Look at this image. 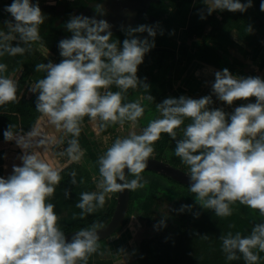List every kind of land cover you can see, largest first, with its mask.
Returning a JSON list of instances; mask_svg holds the SVG:
<instances>
[{
	"label": "clouds",
	"instance_id": "9594fccd",
	"mask_svg": "<svg viewBox=\"0 0 264 264\" xmlns=\"http://www.w3.org/2000/svg\"><path fill=\"white\" fill-rule=\"evenodd\" d=\"M202 2L208 15L225 10L244 13L253 6L252 0ZM5 10L15 23L6 22L8 32L0 31V57L30 52L31 45L41 40L39 26L46 19L39 4L13 0ZM95 10L104 14L100 5ZM260 11L264 12V0ZM200 17L206 18L203 13ZM65 27L72 36L59 41L63 59L60 63L36 64L35 71L46 75L29 88L37 94L36 111L56 129L73 137L60 155L70 162L81 161L84 151L78 137L85 117L99 120L102 127L118 124L123 128L127 122L131 129L99 156V178L93 177L97 191L82 192L76 203L81 218L104 208L112 193L145 187L142 173L162 134L176 141L174 154L187 166L189 190L201 208L213 211L217 217H228L231 206L239 202L264 217V79L237 77L224 68L214 73L212 92L217 99L232 105L255 97V103L236 107L228 114L222 108L210 109L211 95L199 99L169 97L155 104L159 117L137 131L145 113L142 101L154 100L148 94L150 85L137 76L145 54L155 47L154 27H122L127 37L122 47L112 40L111 25L104 19L73 16ZM145 32L151 40L138 37ZM10 41H17L16 46ZM6 71L7 65L0 63V106L18 102L17 82L2 75ZM112 85L119 90L110 91ZM130 88H143L145 94L134 102L123 103ZM186 119L190 123L181 129ZM13 127L8 125L4 139L14 140L25 151L19 157L22 166L13 165L11 175L0 177V264H88V258L98 252V229L103 225L93 223L75 232L71 242L66 241L55 205L48 202L61 183V169L45 162L35 151H26L31 144L29 138L36 135L34 130L18 136ZM177 129L182 131L181 139H177ZM70 175L75 185V171ZM126 175L134 178L127 180ZM65 196L70 198L68 190ZM192 207L182 205L180 211H191ZM195 216L198 218L199 213ZM159 223L163 225L164 221ZM219 239L227 260L242 257L245 264H257L259 253H264V222L256 223L247 236L229 231Z\"/></svg>",
	"mask_w": 264,
	"mask_h": 264
},
{
	"label": "trees",
	"instance_id": "16d2710c",
	"mask_svg": "<svg viewBox=\"0 0 264 264\" xmlns=\"http://www.w3.org/2000/svg\"><path fill=\"white\" fill-rule=\"evenodd\" d=\"M32 4H39L42 14L45 16V22L39 26L40 41L31 45V53L38 57L44 63L49 61L60 63L63 59L60 56L58 44L60 27L56 26L57 20L63 21L62 27L66 22L87 2L95 0H30ZM178 0H164L160 5H154V12L168 14L175 6ZM13 0H10L7 6H10ZM1 11V18L4 22L15 23L14 18L5 9ZM206 17L201 19L200 14ZM49 16V18H47ZM148 25V24H143ZM55 26V29L53 28ZM219 19L216 17V11L211 15L207 14L206 6L199 0L193 9V14L187 29L188 39L202 40L201 46L190 53L189 60L199 59L207 63H213L219 67L227 68L230 73L240 74V70L245 69L250 72L249 65L246 64L247 51L239 48L236 53L232 48L211 45L210 42L215 40L218 31ZM138 37L140 34H137ZM127 38L125 32L112 35L113 41H119L122 47L123 40ZM172 54L171 50L152 49L148 53L157 54L158 52ZM236 53V54H235ZM238 59V58H242ZM226 59V60H225ZM244 71V70H243ZM10 77L17 82L18 102L9 103L0 106V177L7 178L12 174L13 165L22 166L19 157L24 153L16 142L6 141L4 131L9 124L14 127V135L27 136L30 131H35L36 135L30 137V148L26 151L31 154L35 151L45 162L50 163L53 167L61 169V183L56 186L54 195L48 202L55 205V212L59 217V227L65 235L79 231L83 228L90 227L93 223L99 222L106 226L113 217L117 204L118 192L112 193L110 199H106L104 208L97 209L93 214L85 215L81 218V210L76 207L82 192L97 191L96 183L93 177L99 178L98 158L112 144L117 137H124L129 131L115 133L114 127L110 125L102 127L99 120L93 121L85 117L81 125V133L78 137L79 145L84 151V156L79 163L70 162L67 156H61L68 146V141L73 137L49 123L47 117L43 116L35 109L36 95L29 91L30 86L35 82L33 73L27 69H20L18 72L10 74ZM110 91L119 89L112 85ZM135 89H128L124 94L123 103H125ZM174 98H178L175 94ZM159 115L156 117L158 118ZM155 119V118H154ZM118 126V124H117ZM141 128H143L141 126ZM137 126V130L139 131ZM181 129H177L179 132ZM44 141V143H40ZM175 141L167 134H162L159 141L154 145L155 156L165 158L172 149ZM61 160V161H60ZM172 164L188 172L187 166L180 164L176 160H171ZM75 171L77 183L71 184L72 177L70 173ZM144 172H148L145 171ZM149 173V172H148ZM151 186L154 188L162 179L168 180L173 184L183 187L185 191L183 198L172 205L171 209L166 212L164 220L168 222V228L165 231L160 230L154 237L144 239L140 243L138 255L133 256L124 264H245L243 258L229 261L221 250V240L219 237L227 234L229 231L235 234L240 232L242 236L250 234L252 227L256 223L264 222L261 215L251 214L250 217H243L238 211L232 209V214L228 217H217L213 211L203 209L200 206L192 207L191 211L181 212L182 205H192L195 194L191 193L189 186L182 185L171 178L161 174L153 173ZM129 177L127 180H131ZM83 180V183H81ZM70 192V198L65 196V191ZM178 194V193H177ZM140 197L138 191H130V209H132L137 198ZM155 195H149L141 201V210L143 212L140 220L147 222L148 225L155 224L154 217L157 213L159 202ZM237 204H240L237 202ZM242 205V204H241ZM244 206V205H242ZM232 208V207H231ZM258 212V211H257ZM195 213H199L198 218ZM259 213V212H258ZM131 212L127 214L125 224L120 228L121 231L128 223ZM163 220V219H162ZM161 221V220H160ZM260 259L257 264H264V253H259ZM88 264H117L114 259L96 258L93 254L88 258Z\"/></svg>",
	"mask_w": 264,
	"mask_h": 264
},
{
	"label": "crops",
	"instance_id": "0c3cea01",
	"mask_svg": "<svg viewBox=\"0 0 264 264\" xmlns=\"http://www.w3.org/2000/svg\"><path fill=\"white\" fill-rule=\"evenodd\" d=\"M7 1L0 0V13L6 7ZM198 1L178 0L171 11L160 22L155 37V47L171 50L175 54L174 56L172 53L174 59L163 60V54L154 57L144 56L143 63L138 66L137 76L140 80L150 85L148 94L154 98V104L161 103L164 99L171 97L170 86L173 84L174 90H182L190 98L199 99L203 96L211 95L213 106L222 108L225 113L231 114L236 107L255 103V97L249 100H237L232 105L219 101L212 92V84L215 80L214 73L223 69L215 67L213 63L198 59L189 60L190 53H194L202 44V40L197 38L188 39L187 36L193 9ZM241 2L246 3L247 0H241ZM261 2L262 0H252L253 6L244 13L229 12L227 10L223 12L216 11L219 26L213 43L216 46L232 48L236 53L239 48L247 51L246 64L250 67L249 76L264 79V12L260 11ZM248 26H251V32H248ZM0 31L8 32L7 24L2 20L1 15ZM10 43L16 46L17 41H10ZM27 53L32 55L30 52ZM7 56L5 54L0 57V63H5ZM21 56L18 54L14 57L19 61ZM8 59L11 67L18 63L11 56H8ZM19 70H13L11 73ZM10 74H6V76ZM144 94L143 88H139L134 93L131 102H134ZM188 123L190 121L186 119L184 124L187 125Z\"/></svg>",
	"mask_w": 264,
	"mask_h": 264
},
{
	"label": "rangeland",
	"instance_id": "374dc122",
	"mask_svg": "<svg viewBox=\"0 0 264 264\" xmlns=\"http://www.w3.org/2000/svg\"><path fill=\"white\" fill-rule=\"evenodd\" d=\"M16 62H18L15 66L11 67L9 64L8 56L5 58V64L7 65V71L2 75L10 74L13 70H19L20 68H25L34 72V78L36 81L44 78L46 73L44 72H36L35 65L38 63H44L43 61H39L35 55H30L29 53H25L18 59L14 56H11ZM153 102V101H152ZM154 103V102H153ZM148 121V120H147ZM129 123H125L123 128H126ZM121 128V127H120ZM119 128V129H120ZM122 129V128H121ZM118 132V129H116ZM176 147H173L168 154H165V158L169 160H176L180 164L184 165L180 158L176 157L174 154V150ZM186 166V165H184ZM144 180L147 181L145 187L139 188L136 191L140 193V197L136 199L131 211V215L127 225L123 228V230L116 232L114 235L107 239L99 240V249L98 252L94 255L96 258H110L114 259L117 264H124L128 262L133 256L138 255L140 243L147 238L154 237L160 230L165 231L168 228L167 220H164V216L166 212H168L172 205L178 200V198H183L182 194L185 189L183 187H179L168 180L162 179L154 188H152V178H155L151 173H142ZM132 179L134 177H131ZM178 193V194H177ZM155 195L158 199L159 207L157 213L154 217L155 224L148 225L147 222H142L140 220L143 212L141 210V201L144 198H148L149 195ZM193 207L200 206L196 203L194 199L191 203ZM232 209L238 211L243 217L248 218L251 214L260 215L256 210H252L247 206H242L241 204H233ZM164 221V224L161 225L160 220ZM123 250L120 251V250Z\"/></svg>",
	"mask_w": 264,
	"mask_h": 264
},
{
	"label": "flooded vegetation",
	"instance_id": "af4514ba",
	"mask_svg": "<svg viewBox=\"0 0 264 264\" xmlns=\"http://www.w3.org/2000/svg\"><path fill=\"white\" fill-rule=\"evenodd\" d=\"M10 0H8L7 2H9ZM104 0H95V1H89V2H87V4L84 6V7H82V9H80L79 11H78V13H76V15L75 16H80V15H83V16H87V17H89V18H92V17H95L96 19H104V20H106L110 25H111V28H110V31L112 32V35H116V34H120V33H122V32H124V31H122L121 29H122V27L124 28V29H127L128 27H136V26H138V25H143V24H148V25H150V26H153L154 27V29H155V31H156V33L158 32V29H159V26H160V22L166 17V15L167 14H162L161 12H159V13H157V12H154L155 10L153 9V7H154V5H160L161 3H163L164 2V0H122V1H125L126 3H127V5H131V7H124L123 8V10L122 9H120L119 8V10L117 11V12H115V13H109L107 10H105L104 8H102L103 9V13L104 14H98L97 12H96V6H93V7H91L90 9H86L88 6H89V4H91V3H94V4H99V3H102ZM31 2V1H30ZM46 10V14L48 15V12H49V10L48 9H45ZM0 15H1V13H0ZM47 15H45V16H47ZM47 18H49V16L47 17ZM3 20V19H2ZM63 23V21L61 20V19H59V20H57V22H56V26H58V27H60V35H59V39L60 40H62L61 39V37L62 36H72V33L71 32H68L67 30H66V27H62L61 25H63L62 24ZM53 28L55 29V26H53ZM103 34V33H102ZM149 38L150 40L152 39L151 37H148V34H147V32H145V33H142V34H140L139 35V38L140 39H144V38ZM210 44L211 45H214V43H213V41L212 42H210ZM152 49H166V48H152ZM151 49V50H152ZM166 50H168V49H166ZM239 50V49H238ZM235 51V50H234ZM236 52V51H235ZM238 52V51H237ZM31 53V52H30ZM160 54H163V60H170V59H174V56H175V54H174V56H172V54H170V55H168V53H164V52H162V51H160V52H158L157 54H153V53H147V54H145V56H152V57H154V56H158V55H160ZM236 54V53H235ZM170 56V57H169ZM38 58V57H37ZM39 59V58H38ZM197 59V58H196ZM238 59H242L243 60V57L242 58H238ZM40 60V59H39ZM193 60V59H192ZM191 60V61H192ZM199 60V59H198ZM226 60V59H225ZM246 60V62H247V59H245ZM201 61V60H200ZM245 62V63H246ZM189 63V62H188ZM215 67H217V68H222V69H224V67H219V66H217V65H215ZM25 69V68H24ZM28 70V69H27ZM244 70V71H243ZM29 71H31V70H29ZM33 73V72H32ZM240 74L237 76L236 74H233L234 76H237V77H249V72L247 73L246 71H245V69H243V67H242V70H240V72H239ZM232 74V73H231ZM10 76V75H9ZM33 80L34 81H36L35 80V78H34V73H33ZM139 89V88H138ZM138 89H135L134 90V92L131 94V96H130V98L125 102V103H128V102H131V99H132V97H133V95H134V93H136L137 91H138ZM182 90H180V91H177V90H174L173 89V84H171V86H170V94H171V97L172 98H174L173 97V95L175 94L178 98L180 97V96H187L188 94L186 93L185 94V92L184 91H182ZM189 97V96H188ZM142 104H143V106L145 107V113H144V116L142 117V118H140V120H139V123H138V127L139 128H141V126L142 127H145V126H147V124H148V122L150 121V120H152V119H154V118H156L158 115H159V113H158V111H157V109H156V106H155V104L152 102V101H149V100H144L143 102H142ZM210 107V109H216V107L215 106H213L212 104L209 106ZM148 120V121H147ZM186 125L184 124V125H182L181 126V129L183 128V127H185ZM120 126L118 125H116L115 127H114V131H115V133H119V132H122V131H130L131 129H130V124L126 127V128H120ZM116 129H118V132H116ZM138 131V130H137ZM178 133V136H177V139H181L182 137H181V135H182V131L180 130L179 132H177ZM175 143H176V141H175ZM175 143H174V145H172V149H173V147L175 146ZM150 158H155V159H158V160H161V161H165V162H168V163H170L171 165H173L172 164V162H170L171 160H169V159H166V158H162V159H160V158H157L156 156H155V154L153 155V156H151ZM61 161V160H60ZM174 166V165H173ZM176 167V166H175ZM178 168H180V167H178ZM182 169V168H181ZM182 170H184V169H182ZM145 171H148L149 173H151L152 175H153V173H157V174H161V173H158V172H156V171H151V170H146L145 169ZM185 171V170H184ZM148 172H146V173H148ZM185 172H187V171H185ZM143 173H145V172H143ZM188 173V172H187ZM161 175H163V174H161ZM164 176V175H163ZM129 177H132L131 175H126V179L127 178H129ZM117 199H118V196H117ZM117 205V204H116ZM115 209H116V207H115ZM131 209H130V205H129V211H128V213H130L131 211H130ZM115 212V211H114ZM127 213V214H128ZM114 215V214H113ZM113 218V217H112ZM125 224V223H124ZM124 224H123V226H124ZM122 226V227H123ZM119 230H120V228L117 230V232H119ZM123 230V229H122ZM103 240V239H102Z\"/></svg>",
	"mask_w": 264,
	"mask_h": 264
},
{
	"label": "water",
	"instance_id": "95a60500",
	"mask_svg": "<svg viewBox=\"0 0 264 264\" xmlns=\"http://www.w3.org/2000/svg\"><path fill=\"white\" fill-rule=\"evenodd\" d=\"M96 5H100L111 14L117 12L119 8L123 10L124 7H131V5H127V3L122 0H104L99 4L91 3L86 9L88 10ZM65 38H71V36L61 37V39ZM146 170L156 171L182 185L189 186V178L187 177V172H185L181 168L171 165L168 162L161 161L155 158H149ZM129 205L130 191L123 190L122 192H118L117 205L112 220L106 226L98 229V236L100 238L99 240L111 237L117 232L119 228L123 226L126 220L127 213L129 211ZM75 232L77 231L65 235L67 242H71V238Z\"/></svg>",
	"mask_w": 264,
	"mask_h": 264
}]
</instances>
